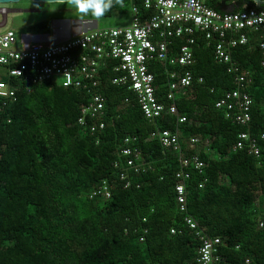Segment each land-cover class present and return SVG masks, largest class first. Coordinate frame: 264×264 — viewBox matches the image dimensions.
Instances as JSON below:
<instances>
[{"label":"trees","instance_id":"trees-1","mask_svg":"<svg viewBox=\"0 0 264 264\" xmlns=\"http://www.w3.org/2000/svg\"><path fill=\"white\" fill-rule=\"evenodd\" d=\"M208 4L219 11L255 7L247 0ZM133 5L144 11L141 0H124L104 17ZM50 22L40 21L30 30L46 33ZM181 43L172 40L169 57L176 55ZM193 56L188 67L159 60L149 63L156 97L165 104L170 70L188 69L194 79L175 94L177 115L165 110L152 120L143 115L126 85L111 83L116 75L112 62L100 69V83L93 88L39 83L28 89L20 80H10L16 87L15 99L0 98V264H197L200 240L185 224L186 214L204 236L220 239L213 264H264L260 51L251 42L233 54L252 77L246 87L252 97L246 126L225 117L214 105L235 83L226 65L214 58L213 43L199 36ZM0 76L8 80L2 72ZM93 92L105 99L106 125L97 132L77 122L80 107ZM178 116L185 121L179 123ZM162 128L179 130L183 154L197 156L203 162L200 171L183 168L176 152L150 136ZM243 131L257 138L258 157L235 148ZM190 137L197 138L192 145ZM125 138L140 153L142 167L138 172L127 170L120 179L114 161L121 159L118 152ZM180 170L189 173L184 180V210L175 191ZM103 180L110 197L90 198Z\"/></svg>","mask_w":264,"mask_h":264},{"label":"built area","instance_id":"built-area-1","mask_svg":"<svg viewBox=\"0 0 264 264\" xmlns=\"http://www.w3.org/2000/svg\"><path fill=\"white\" fill-rule=\"evenodd\" d=\"M141 5L144 11H140L135 5L131 7L128 25L92 27L72 33L62 41H56L54 36L47 40L41 37L38 41L26 40L22 36V45L14 48V31L0 33V68L8 77L7 80L0 76V98L15 99L16 87L10 81L12 78L26 84L28 89L30 85L39 83L93 88L100 83V69L112 62L110 65L116 75L112 77L111 83L126 85L147 119L158 118L165 110L177 115L175 94L192 84L194 79L191 71H169L165 104L156 97L154 75L149 70V63L159 60L186 67L192 65L193 45L201 36L208 43H213L214 58L226 65V70L235 83V87L220 96L214 105L224 110L225 117L246 126L251 120L252 104V97L246 87L251 83L252 77L248 70L233 59V54L239 47L256 42L261 54L260 66L264 68V7L244 5L239 10L219 11L211 7L208 0H141ZM0 13L5 14L6 8L0 7ZM173 39L181 40L182 43L178 46L176 55L169 57L168 49ZM49 40L52 43L40 42ZM201 80L199 77L198 81ZM125 101L128 102V99ZM104 115L105 99L101 93L93 92L89 101L80 107L77 122L88 127L91 132H97L106 125ZM184 121V116H178L179 123ZM150 136L157 139L163 148L176 152L183 168L192 166L200 171L203 167V162L197 156L186 157L183 154L178 129H155L150 132ZM237 137L235 148L245 149L248 154L259 156L256 137L244 131ZM128 141L125 138L124 144L119 148L118 155L121 159L114 161V167L120 170V179L124 178L127 170L138 172L142 167L140 153L129 147ZM196 141V137L189 138L191 145ZM176 177V199L180 209L184 210V180L189 177V173L180 170ZM128 185L126 182L124 187ZM98 195L104 199L111 195L105 180L91 191L89 197ZM184 222L200 240L197 264H213L217 260L213 252L220 239L204 236L190 215H185ZM170 231L175 233L174 228Z\"/></svg>","mask_w":264,"mask_h":264},{"label":"rangeland","instance_id":"rangeland-1","mask_svg":"<svg viewBox=\"0 0 264 264\" xmlns=\"http://www.w3.org/2000/svg\"><path fill=\"white\" fill-rule=\"evenodd\" d=\"M0 7L6 8L8 11L3 14L0 13V22L4 19L5 23L0 26V33L7 30L14 31L16 35V42L13 45L14 48H19L22 45L21 37L24 35H33L34 33L30 30V27L34 24L43 21L50 20L52 18L66 16V17H86L78 15L70 5L67 3H35L29 0H19L15 3H4L0 4ZM67 8L70 12L68 14H58L55 9L57 8ZM37 9V10H34ZM229 10V9H227ZM88 16V15H87ZM131 19V8H125L123 12L112 11L107 17H102L97 20V27H110V26H125L130 23ZM53 21V20H52ZM42 34V33H36ZM51 35V31L48 33ZM69 34V33H68ZM72 33H70L71 35ZM67 33H63L56 36V41L64 40ZM43 44L52 43L49 41H40ZM0 68V73L2 72Z\"/></svg>","mask_w":264,"mask_h":264},{"label":"flooded vegetation","instance_id":"flooded-vegetation-1","mask_svg":"<svg viewBox=\"0 0 264 264\" xmlns=\"http://www.w3.org/2000/svg\"><path fill=\"white\" fill-rule=\"evenodd\" d=\"M34 10H37V9H34ZM55 10L57 11L56 13L58 14H68L70 12L69 10L71 9L68 10L67 8L60 7ZM7 11L8 10L6 9V12ZM1 22L2 24H0V26L5 23V20L3 19ZM96 24H97V20L96 18L92 16L79 17V18L61 16V17L52 18L50 22L49 31L46 33H42V34H43V37L46 36L47 38H49L52 35L58 37L59 35L63 33H67L66 36L68 37L70 36V33H75L80 30L90 29L94 27ZM50 31H51V35L48 34Z\"/></svg>","mask_w":264,"mask_h":264},{"label":"clouds","instance_id":"clouds-1","mask_svg":"<svg viewBox=\"0 0 264 264\" xmlns=\"http://www.w3.org/2000/svg\"><path fill=\"white\" fill-rule=\"evenodd\" d=\"M61 3H67L80 16L91 15L100 19L109 12L114 5L123 6L124 0H58Z\"/></svg>","mask_w":264,"mask_h":264},{"label":"water","instance_id":"water-1","mask_svg":"<svg viewBox=\"0 0 264 264\" xmlns=\"http://www.w3.org/2000/svg\"><path fill=\"white\" fill-rule=\"evenodd\" d=\"M19 0H0V4H4V3H15L18 2ZM35 3H55L58 2V0H29ZM249 2L253 3V6L256 7H264V0H247ZM230 10H234V8H230ZM0 24H2V22H0ZM29 36V35H27Z\"/></svg>","mask_w":264,"mask_h":264},{"label":"crops","instance_id":"crops-1","mask_svg":"<svg viewBox=\"0 0 264 264\" xmlns=\"http://www.w3.org/2000/svg\"><path fill=\"white\" fill-rule=\"evenodd\" d=\"M94 27H97V24H96ZM2 33H3V32H2ZM52 36H54V35H52ZM24 37H25L26 40L38 41V40H40L41 37H43V34H36V33H34L33 35H29V36L24 35ZM54 37L56 38V36H54ZM68 37H69V36H68ZM68 37H66V38H68ZM66 38H65V39H66ZM43 39H44V40H47L48 38L45 36V37H43ZM55 40H56V39H55Z\"/></svg>","mask_w":264,"mask_h":264}]
</instances>
